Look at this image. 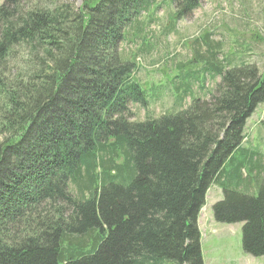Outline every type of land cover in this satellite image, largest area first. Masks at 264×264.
<instances>
[{"label":"trees","instance_id":"trees-1","mask_svg":"<svg viewBox=\"0 0 264 264\" xmlns=\"http://www.w3.org/2000/svg\"><path fill=\"white\" fill-rule=\"evenodd\" d=\"M154 1L0 5V264H203L212 184L214 219L242 223L243 252L264 256V161H234L264 73L217 62L205 35L203 70L177 90L219 76L209 98L130 121L129 106L148 102L119 47ZM181 1L176 19L199 0Z\"/></svg>","mask_w":264,"mask_h":264},{"label":"rangeland","instance_id":"rangeland-1","mask_svg":"<svg viewBox=\"0 0 264 264\" xmlns=\"http://www.w3.org/2000/svg\"><path fill=\"white\" fill-rule=\"evenodd\" d=\"M63 1L74 8L81 5V0ZM183 5L181 0H155L125 30L119 53L122 59L134 63L133 80L144 90L148 102L146 110L129 106L130 121L159 117L176 109L181 100L185 107L191 97L209 98L220 82L219 76L205 78L197 73L187 97L179 98L181 91L177 90L178 86L182 89L189 85L192 75L203 70L204 60L194 58L205 54L206 47L200 41L205 35L218 52L214 58L217 62L228 60L236 65L242 61L264 73V0H199L196 9L176 19L175 13L183 10ZM206 57L207 54L203 58ZM202 85L204 89L200 90ZM243 134V151L236 152L234 161L251 153L264 161V103L246 120ZM222 199V190L212 184L198 215L203 264H264V256L252 257L243 252L242 223L214 219L212 207Z\"/></svg>","mask_w":264,"mask_h":264}]
</instances>
